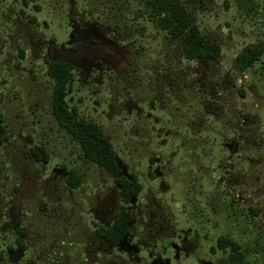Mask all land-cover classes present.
I'll return each mask as SVG.
<instances>
[{
    "label": "rangeland",
    "instance_id": "obj_1",
    "mask_svg": "<svg viewBox=\"0 0 264 264\" xmlns=\"http://www.w3.org/2000/svg\"><path fill=\"white\" fill-rule=\"evenodd\" d=\"M179 1L218 57L186 58L152 0H0V264H233L219 238L264 264V0ZM51 60L73 64L68 103L136 175L133 201L58 125ZM121 209L112 247L96 229Z\"/></svg>",
    "mask_w": 264,
    "mask_h": 264
},
{
    "label": "trees",
    "instance_id": "obj_2",
    "mask_svg": "<svg viewBox=\"0 0 264 264\" xmlns=\"http://www.w3.org/2000/svg\"><path fill=\"white\" fill-rule=\"evenodd\" d=\"M157 13L160 15L161 24L173 36L182 40L183 51L189 59L216 58L221 53L219 44L205 38L196 24L194 16L179 0H152ZM262 50L255 44L245 45L236 56L239 69L251 66L260 57ZM74 66L68 61L51 60L47 68V75L53 80L52 114L58 125L65 129L71 137L78 142L83 156L102 167L113 178L119 187L121 199L129 202L136 197L141 184L136 175L126 177L120 174L117 162V153L111 141L102 134L101 126L91 120L80 117L75 106H70L67 95L72 90ZM36 160H41L38 152H34ZM80 179L72 170L68 171L66 184L70 188L80 185ZM132 214L125 209L119 210L107 228L96 229L97 233L111 246H118L130 232ZM217 247L225 249L232 246L230 260L233 264H244L243 255L233 241L226 238L217 240Z\"/></svg>",
    "mask_w": 264,
    "mask_h": 264
},
{
    "label": "crops",
    "instance_id": "obj_3",
    "mask_svg": "<svg viewBox=\"0 0 264 264\" xmlns=\"http://www.w3.org/2000/svg\"><path fill=\"white\" fill-rule=\"evenodd\" d=\"M119 246V245H118ZM118 246H112V247H118Z\"/></svg>",
    "mask_w": 264,
    "mask_h": 264
},
{
    "label": "water",
    "instance_id": "obj_4",
    "mask_svg": "<svg viewBox=\"0 0 264 264\" xmlns=\"http://www.w3.org/2000/svg\"><path fill=\"white\" fill-rule=\"evenodd\" d=\"M134 200V198H132V200L131 201H133Z\"/></svg>",
    "mask_w": 264,
    "mask_h": 264
}]
</instances>
